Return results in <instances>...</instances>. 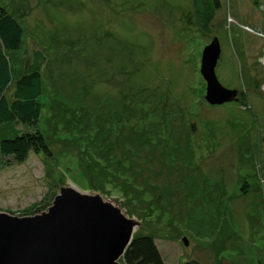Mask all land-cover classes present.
Listing matches in <instances>:
<instances>
[{
	"label": "rangeland",
	"instance_id": "rangeland-1",
	"mask_svg": "<svg viewBox=\"0 0 264 264\" xmlns=\"http://www.w3.org/2000/svg\"><path fill=\"white\" fill-rule=\"evenodd\" d=\"M221 2L208 34L193 0H0L45 57L52 152L0 171V211L46 212L72 186L139 221L165 264H264V16ZM215 38L239 92L221 106L200 72Z\"/></svg>",
	"mask_w": 264,
	"mask_h": 264
},
{
	"label": "water",
	"instance_id": "water-1",
	"mask_svg": "<svg viewBox=\"0 0 264 264\" xmlns=\"http://www.w3.org/2000/svg\"><path fill=\"white\" fill-rule=\"evenodd\" d=\"M220 56L215 38L203 51L200 71L213 106L236 102L239 94L219 82ZM140 226L101 195L62 187L46 212L21 217L0 211V264H121Z\"/></svg>",
	"mask_w": 264,
	"mask_h": 264
},
{
	"label": "trees",
	"instance_id": "trees-1",
	"mask_svg": "<svg viewBox=\"0 0 264 264\" xmlns=\"http://www.w3.org/2000/svg\"><path fill=\"white\" fill-rule=\"evenodd\" d=\"M261 7L264 0H251ZM204 32L222 8L221 0H193ZM25 32L18 20L0 5V171L13 163H24L32 153L51 156V149L39 123L43 116L42 67L40 50L23 52ZM125 264H165L159 245L150 235L135 237L128 248ZM184 264H202L190 260Z\"/></svg>",
	"mask_w": 264,
	"mask_h": 264
},
{
	"label": "flooded vegetation",
	"instance_id": "flooded-vegetation-1",
	"mask_svg": "<svg viewBox=\"0 0 264 264\" xmlns=\"http://www.w3.org/2000/svg\"><path fill=\"white\" fill-rule=\"evenodd\" d=\"M239 96H242V93H240V95Z\"/></svg>",
	"mask_w": 264,
	"mask_h": 264
}]
</instances>
